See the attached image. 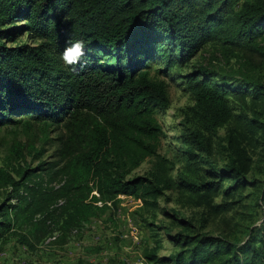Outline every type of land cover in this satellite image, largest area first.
Instances as JSON below:
<instances>
[{"label": "trees", "instance_id": "trees-1", "mask_svg": "<svg viewBox=\"0 0 264 264\" xmlns=\"http://www.w3.org/2000/svg\"><path fill=\"white\" fill-rule=\"evenodd\" d=\"M238 3L0 0V125L17 122L13 118L22 115L35 121H64L73 150L57 169L66 179L57 189H41L38 197H31L35 208L55 203L65 194L61 226L66 227L96 216L108 202L114 204L117 195L145 202L146 196L154 198L169 188L166 161L156 153L161 128L154 117L157 108L167 105L166 84L146 69L160 58L166 67L181 64L214 39L264 61V47L256 42L264 32V0ZM21 35L25 40L17 41ZM76 40L83 41L84 55L78 64L66 67L60 54ZM210 77L204 71L184 75L194 99L189 119L195 129L189 133L203 149L207 146L203 131L236 120L228 131L227 163L208 170L212 178L233 180L228 193L246 184L250 158L241 144L251 142L258 132L264 134V124L256 117L235 115L228 93L238 90ZM251 86L255 92L264 91V84ZM150 156L155 161L148 177L127 176ZM178 184L202 200L214 190L212 182L182 178ZM6 185L12 188L7 196L12 198L17 180L0 169V186ZM8 207L0 203V228H9ZM259 230L258 248L253 237L239 244L198 234L184 236L188 238L180 244L184 249L174 255L156 259L153 251L147 257L173 264H255L258 259L263 264L264 227ZM168 237L177 243L181 235Z\"/></svg>", "mask_w": 264, "mask_h": 264}, {"label": "rangeland", "instance_id": "rangeland-1", "mask_svg": "<svg viewBox=\"0 0 264 264\" xmlns=\"http://www.w3.org/2000/svg\"><path fill=\"white\" fill-rule=\"evenodd\" d=\"M17 39L24 41L25 37ZM256 42L264 47V32ZM146 70L166 84L167 105L157 108L154 117L161 128L156 153L166 161L169 188L154 198L146 196L145 202L117 195L114 204L108 202L86 222L62 227L65 194L41 209L35 208L30 198L38 197L41 189H57L66 179L57 169L73 151L68 143L70 134L64 121L14 117L17 122L0 125V169L18 183L12 198L7 197L12 188L0 186V203L9 206V228H0V264H173L172 260L158 262L147 256L153 251L156 259L174 255L184 249L180 246L188 240L184 236L198 234L239 244L253 237L257 239L254 247L260 246L257 236L264 227V134L258 132L251 142H242L250 158L246 184L226 193L233 180L212 178L208 170L227 163L228 131L236 126V120L214 131H203L207 146L199 148L189 133L195 129L189 119L194 99L184 75L204 71L215 82L237 89V93H228L233 113L256 117L264 124V91L255 92L251 86L264 84V61L258 55L228 49L222 39H214L181 64L166 67L160 58L150 62ZM154 161L155 157H146L127 176L148 177ZM25 173L27 178L21 180ZM182 178L212 182L214 190L202 200L178 184ZM174 234L181 235L177 243L168 237ZM260 257L264 264V251Z\"/></svg>", "mask_w": 264, "mask_h": 264}, {"label": "clouds", "instance_id": "clouds-1", "mask_svg": "<svg viewBox=\"0 0 264 264\" xmlns=\"http://www.w3.org/2000/svg\"><path fill=\"white\" fill-rule=\"evenodd\" d=\"M83 55L84 43L83 41L76 40L69 42L68 46L60 54V59L66 67H70L78 64Z\"/></svg>", "mask_w": 264, "mask_h": 264}, {"label": "built area", "instance_id": "built-area-1", "mask_svg": "<svg viewBox=\"0 0 264 264\" xmlns=\"http://www.w3.org/2000/svg\"><path fill=\"white\" fill-rule=\"evenodd\" d=\"M137 200H139V198H137Z\"/></svg>", "mask_w": 264, "mask_h": 264}]
</instances>
